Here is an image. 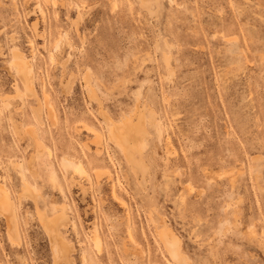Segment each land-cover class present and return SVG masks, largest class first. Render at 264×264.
<instances>
[{"label":"rangeland","instance_id":"1","mask_svg":"<svg viewBox=\"0 0 264 264\" xmlns=\"http://www.w3.org/2000/svg\"><path fill=\"white\" fill-rule=\"evenodd\" d=\"M0 188V264H264V0H0Z\"/></svg>","mask_w":264,"mask_h":264},{"label":"bare ground","instance_id":"2","mask_svg":"<svg viewBox=\"0 0 264 264\" xmlns=\"http://www.w3.org/2000/svg\"><path fill=\"white\" fill-rule=\"evenodd\" d=\"M56 46H57V44H56ZM19 53H20V51H18ZM13 57H16V56H14L13 55ZM21 57H24V56H21ZM20 57V58H21ZM18 59V60H17ZM24 59L25 58H23V59H19V57L18 58H15V60H12V65L13 66H16V72H19L20 73V78L22 79V81H23V83H24V86H25V88L30 92V93H33V91H35V90H33L34 89V87H32V78H34V77H31V69H32V66H31V69H30V67H29V65H28V62H26V59H25V61H24ZM30 63V62H29ZM10 66V65H9ZM10 68V67H9ZM14 69H15V67H14ZM16 72H15V74H16ZM32 73H33V71H32ZM33 76V75H32ZM34 82V81H33ZM34 86V85H33ZM17 87V86H16ZM18 89H19V87H18ZM17 90V89H16ZM26 90V91H27ZM23 92V91H22ZM35 93V92H34ZM31 96H32V94H31ZM52 108V107H51ZM54 114V113H53ZM126 115V114H125ZM54 116H52V118H53ZM131 119V118H130ZM121 123V122H120ZM122 124H123V122H122ZM130 127H131V130H130ZM129 127V129L126 127V132H128L129 133V135L131 136L133 133H134V128H133V130H132V125ZM136 127V126H135ZM120 128V127H119ZM146 128V127H145ZM145 128H143V129H145ZM155 128H156V132H158V134H160V127L158 126V125H156L155 124ZM122 129V128H121ZM124 129V128H123ZM120 130V129H119ZM125 130V129H124ZM111 132H112V130H110ZM120 131H122V130H120ZM144 131V130H143ZM123 132H125V131H122V133ZM125 132V133H126ZM113 133V132H112ZM111 133V134H112ZM136 133V132H135ZM138 133V132H137ZM146 133V132H145ZM119 134V133H118ZM121 134V133H120ZM127 134V133H126ZM126 134L124 135V136H126ZM136 135V134H135ZM135 135H133V136H135ZM129 136V137H130ZM112 137L116 140L117 139V143H118V146L120 145L121 147L123 146V138H122V140L117 136V134H112ZM126 137H128V136H126ZM128 137V138H129ZM125 139V138H124ZM133 140H134V138H132ZM137 139V138H136ZM142 139V138H141ZM140 139V140H141ZM115 140H114V142H115ZM126 141V140H125ZM130 146H132V145H130ZM124 147V146H123ZM139 147V146H138ZM137 148V147H136ZM121 150V149H120ZM133 150V149H132ZM126 151V150H125ZM135 155V154H134ZM137 156V155H136ZM138 158V157H137ZM135 159V158H134ZM136 161V160H135ZM64 162L65 163H71V161L70 160H68V158L67 159H64ZM77 164V163H76ZM75 164V165H76ZM72 165V164H71ZM73 166H74V164H73ZM80 168L82 167V166H79ZM79 167H78V165H77V169H79ZM81 170V169H80ZM84 170V169H83ZM21 173V172H20ZM30 185V184H29ZM2 188V187H1ZM0 188V208L3 210V212H4V214H5V216H6V219L8 220V223H9V231H10V234H14L15 233V231H16V218H15V211H14V208H13V205H12V203H11V201H10V196L8 197V195H7V193L6 192H4V190L3 189H1ZM6 189V188H5ZM27 190V189H26ZM18 192V191H17ZM62 212H64V213H62V215H60V214H58V217H56L55 218V222H54V225H56V228L54 227V226H52L53 228H55V230H57V231H59L58 230V227H60V226H58V224H59V222H60V220H64V218L63 217H65V218H67L66 216H65V210L64 211H62ZM60 213V212H59ZM61 217H60V216ZM60 218H62V219H60ZM7 223V224H8ZM48 223V222H47ZM64 223V222H63ZM47 225V224H46ZM61 225V224H60ZM63 225V224H62ZM164 226V225H163ZM47 227V226H46ZM18 228V227H17ZM52 228V229H53ZM47 229H49V228H47ZM60 229V228H59ZM54 230V229H53ZM52 231V230H51ZM19 233V232H18ZM17 233V234H18ZM50 233V232H49ZM51 233H53V232H51ZM62 232H59V236H60V234H61ZM158 233V232H157ZM162 234H164V235H166L167 236V234H166V231L165 230H163L162 231ZM54 236V235H53ZM165 236V238H163L162 237V235H161V237H162V239H164L163 240V242L166 244V249H168L169 251V253H170V256H171V258L172 259H174V260H176V261H182L183 260V257L181 256V254H180V252H179V249H178V247H177V244H176V240H174L172 237L170 238V236H167L166 237ZM8 237H10L11 239H14V237L15 236H9V234H8ZM19 237H20V235H19ZM61 237H64V236H61ZM178 237V236H177ZM16 238V237H15ZM52 238H54V240L53 241H55V237H52ZM62 239V238H61ZM15 240V239H14ZM97 240V242H98V239H96ZM10 241H12V240H10ZM63 241H65V240H63ZM62 241V242H63ZM57 242V241H56ZM55 242V243H56ZM65 243V242H64ZM54 244V243H53ZM67 244H69V243H67ZM164 244V245H165ZM52 245V244H51ZM56 245V244H55ZM58 246H59V244H57ZM53 246V245H52ZM69 248V247H68ZM58 250V249H57ZM62 252V251H61ZM56 253V252H55ZM55 253H54V256H55ZM58 253V252H57ZM61 254V253H60ZM69 256V255H68ZM57 257V256H56ZM67 257V254H63L62 255V258H66ZM59 258H61L60 256H59ZM57 259H58V257H57ZM56 259V260H57ZM56 262V261H55Z\"/></svg>","mask_w":264,"mask_h":264}]
</instances>
